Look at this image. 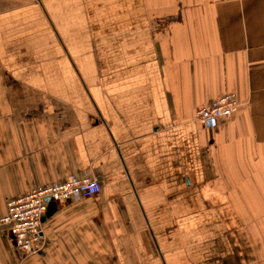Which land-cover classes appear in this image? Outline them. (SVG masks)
I'll use <instances>...</instances> for the list:
<instances>
[{"label":"crops","instance_id":"0c3cea01","mask_svg":"<svg viewBox=\"0 0 264 264\" xmlns=\"http://www.w3.org/2000/svg\"><path fill=\"white\" fill-rule=\"evenodd\" d=\"M76 178L0 264H264V0H0V219Z\"/></svg>","mask_w":264,"mask_h":264},{"label":"built area","instance_id":"2783aa9c","mask_svg":"<svg viewBox=\"0 0 264 264\" xmlns=\"http://www.w3.org/2000/svg\"><path fill=\"white\" fill-rule=\"evenodd\" d=\"M240 105L237 95L228 92L197 110L196 117L213 130L223 118L234 114ZM100 192L96 178H76L47 185H36L30 192L8 200L7 213L0 229L15 244L23 257L39 254L45 246L43 217L49 201L78 200Z\"/></svg>","mask_w":264,"mask_h":264},{"label":"water","instance_id":"95a60500","mask_svg":"<svg viewBox=\"0 0 264 264\" xmlns=\"http://www.w3.org/2000/svg\"><path fill=\"white\" fill-rule=\"evenodd\" d=\"M49 208L47 213L45 214V216L43 217L42 221L44 222L46 220L47 217H49L55 210L57 202L56 201H49Z\"/></svg>","mask_w":264,"mask_h":264},{"label":"rangeland","instance_id":"374dc122","mask_svg":"<svg viewBox=\"0 0 264 264\" xmlns=\"http://www.w3.org/2000/svg\"><path fill=\"white\" fill-rule=\"evenodd\" d=\"M23 258H26V257H23Z\"/></svg>","mask_w":264,"mask_h":264}]
</instances>
